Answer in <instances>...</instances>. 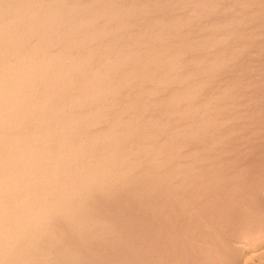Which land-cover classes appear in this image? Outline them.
Returning <instances> with one entry per match:
<instances>
[{
    "label": "rangeland",
    "instance_id": "obj_1",
    "mask_svg": "<svg viewBox=\"0 0 264 264\" xmlns=\"http://www.w3.org/2000/svg\"><path fill=\"white\" fill-rule=\"evenodd\" d=\"M0 264H264V0H0Z\"/></svg>",
    "mask_w": 264,
    "mask_h": 264
}]
</instances>
